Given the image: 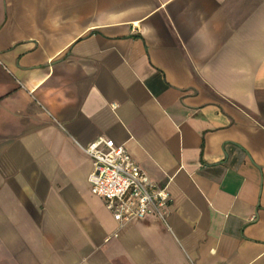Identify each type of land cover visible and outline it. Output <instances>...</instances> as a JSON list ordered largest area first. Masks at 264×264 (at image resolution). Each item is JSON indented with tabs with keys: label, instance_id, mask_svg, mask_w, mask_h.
<instances>
[{
	"label": "crops",
	"instance_id": "crops-1",
	"mask_svg": "<svg viewBox=\"0 0 264 264\" xmlns=\"http://www.w3.org/2000/svg\"><path fill=\"white\" fill-rule=\"evenodd\" d=\"M98 137L164 221L91 192ZM0 264H264V0H0Z\"/></svg>",
	"mask_w": 264,
	"mask_h": 264
},
{
	"label": "built area",
	"instance_id": "built-area-1",
	"mask_svg": "<svg viewBox=\"0 0 264 264\" xmlns=\"http://www.w3.org/2000/svg\"><path fill=\"white\" fill-rule=\"evenodd\" d=\"M91 160L88 183L119 224L153 216L165 220L169 193L152 180L121 145L98 137L82 146Z\"/></svg>",
	"mask_w": 264,
	"mask_h": 264
}]
</instances>
